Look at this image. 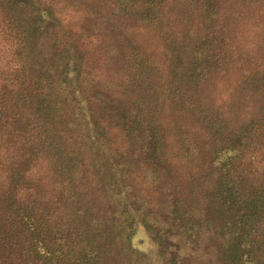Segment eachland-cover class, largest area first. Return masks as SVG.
Returning a JSON list of instances; mask_svg holds the SVG:
<instances>
[{"label":"trees","instance_id":"1","mask_svg":"<svg viewBox=\"0 0 264 264\" xmlns=\"http://www.w3.org/2000/svg\"><path fill=\"white\" fill-rule=\"evenodd\" d=\"M251 1L0 0V264H264Z\"/></svg>","mask_w":264,"mask_h":264},{"label":"rangeland","instance_id":"2","mask_svg":"<svg viewBox=\"0 0 264 264\" xmlns=\"http://www.w3.org/2000/svg\"><path fill=\"white\" fill-rule=\"evenodd\" d=\"M261 2L263 4H260ZM244 11V19H242L243 22L242 24H240L239 30L237 31L238 39L235 40V47L230 48V52H234L236 58H238L241 54L246 56L248 53L250 54L252 50H258V48H261V46H263L264 44V0H252ZM136 38L143 46H145V49H148L150 51H155L158 49V52L161 50V46L159 44L157 45L152 36L148 34L137 33ZM221 50L227 51V48L225 49L223 47L221 48ZM250 56L248 61L244 63L239 57V60H237L236 63L237 66H235V68L233 67L229 75H220L215 80H211L215 83L216 87L214 91L210 90L207 92L209 94L208 96L210 97V95L213 94V96H215L218 101H221L224 97V94L226 93V89H229L227 93L228 97L231 98L230 94H232V92L234 93V95H236V89L237 87H240L242 83L240 80L241 76L238 70L245 69L247 71H252L259 65V62L252 60ZM243 86L248 89L247 95H249L248 93L251 92V89L248 85ZM163 112L166 113L165 116H171L172 113L175 114L174 110L170 107H166ZM138 235H140L141 237L144 236L142 228H140L137 236L135 237V239H133L134 247L142 251H149L151 249L149 240H144L142 243H137ZM157 262H159V258Z\"/></svg>","mask_w":264,"mask_h":264}]
</instances>
